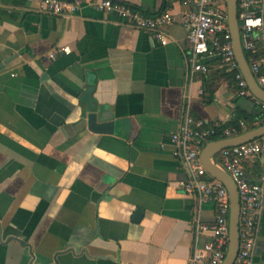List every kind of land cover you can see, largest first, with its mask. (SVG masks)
Returning a JSON list of instances; mask_svg holds the SVG:
<instances>
[{"label": "crops", "instance_id": "crops-1", "mask_svg": "<svg viewBox=\"0 0 264 264\" xmlns=\"http://www.w3.org/2000/svg\"><path fill=\"white\" fill-rule=\"evenodd\" d=\"M118 1L175 13L168 41L86 4L54 15L0 0V62L15 54L0 67V264H203L196 220L215 207L183 192L170 133L186 109L208 125L246 114L247 130L264 106L214 60L190 79L183 0ZM244 166L259 180L264 151ZM252 262L264 264V206Z\"/></svg>", "mask_w": 264, "mask_h": 264}, {"label": "built area", "instance_id": "built-area-1", "mask_svg": "<svg viewBox=\"0 0 264 264\" xmlns=\"http://www.w3.org/2000/svg\"><path fill=\"white\" fill-rule=\"evenodd\" d=\"M182 3L187 7L179 12V21L186 29L189 44L186 63L190 79L207 75L209 61L214 60L221 69L233 73L239 95L251 94L233 48L226 0H183ZM84 4L116 12L132 26L151 32L161 44L168 41L165 27L177 20L176 14L170 10L147 15L118 0H40V9L49 14L70 15ZM237 18L241 45L250 71L264 89V52H260L262 36L256 32L264 27V0H237ZM62 49L69 50L67 46ZM257 101L264 106V101L258 98ZM260 121L264 122V116ZM246 126L243 119L225 126L208 125L186 109L177 129L170 133V140L174 144L173 153L181 159L188 174L179 182L183 192L195 198L198 203L209 201L215 207L214 221L211 224L203 223L198 218L196 220V229L209 230L210 239L199 244L196 238L191 254L193 262L221 264L229 242V192L224 183L204 166L200 157L201 149L214 135H235ZM263 151L264 133L251 140L222 148L212 157L213 162L231 176L238 192L239 244L232 264L253 263L260 213L264 206V173L260 175V181L253 179L244 162L253 160Z\"/></svg>", "mask_w": 264, "mask_h": 264}, {"label": "water", "instance_id": "water-1", "mask_svg": "<svg viewBox=\"0 0 264 264\" xmlns=\"http://www.w3.org/2000/svg\"><path fill=\"white\" fill-rule=\"evenodd\" d=\"M227 2V21L232 36L233 48L236 58L239 62L240 68L247 81V85L251 93L261 101H264V89L256 82L252 75L248 62L241 45L239 22L237 18V0H226ZM8 56L2 62L0 67L10 61L12 57ZM105 123H94L92 129H96L101 126H106ZM264 133V123L252 127L250 129L239 132L238 134L220 137L216 139L208 140L201 149L200 157L206 167V169L216 178L220 179L226 186L229 192L230 200V212H229V242L226 255L221 264H232L235 255L237 253L239 244V231H238V219H239V198L236 184L231 176L212 160V157L222 148L232 146L238 143H242L251 140Z\"/></svg>", "mask_w": 264, "mask_h": 264}, {"label": "trees", "instance_id": "trees-1", "mask_svg": "<svg viewBox=\"0 0 264 264\" xmlns=\"http://www.w3.org/2000/svg\"><path fill=\"white\" fill-rule=\"evenodd\" d=\"M228 73H230L231 74V76L233 77V73L232 72H230V71H227ZM239 119H243V120H245V121H249V116L248 115H246V114H241L240 115V117H239ZM238 118L237 119H232L231 120V122L229 123V124H236L237 122H238V120H239ZM228 124V125H229ZM243 130H240L239 132H242ZM221 136L220 135H214L213 137H211V139H216V138H220Z\"/></svg>", "mask_w": 264, "mask_h": 264}]
</instances>
